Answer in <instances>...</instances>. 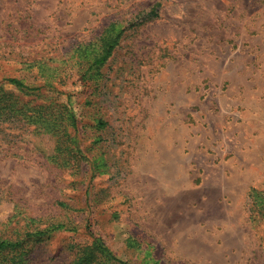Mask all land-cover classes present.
<instances>
[{"label":"rangeland","instance_id":"obj_1","mask_svg":"<svg viewBox=\"0 0 264 264\" xmlns=\"http://www.w3.org/2000/svg\"><path fill=\"white\" fill-rule=\"evenodd\" d=\"M9 77L40 89L5 83L0 239L24 243L0 264H76L95 237L127 264H264V0H0Z\"/></svg>","mask_w":264,"mask_h":264},{"label":"trees","instance_id":"obj_2","mask_svg":"<svg viewBox=\"0 0 264 264\" xmlns=\"http://www.w3.org/2000/svg\"><path fill=\"white\" fill-rule=\"evenodd\" d=\"M157 14V7L155 5L146 16L149 17L150 15ZM122 32L123 30L117 31L115 25L111 24L107 28H105V30L100 35V41L98 42V44H95L94 46L90 44L89 46H86L83 49L81 48L82 53L81 55H79V57L82 60L78 63L81 65V70H83L84 74L93 69L94 66L99 68L104 63H106V61L113 54V51L119 44V39ZM5 83H10L14 85L17 91L19 92H29L40 89V86H31L26 83L24 79H20L17 77L5 78V80L0 83V107H7L15 110H21V107H19V103L21 102L20 94L12 90L5 89ZM45 83L48 86H53V84L49 80H46ZM61 106L66 111V113H62L64 116H67L68 125H72L76 128L77 122L75 114L71 112L67 108V106ZM22 113L23 109L21 110L20 115H22ZM260 192L261 191L258 192L257 189H253L251 191L253 201L250 211L251 218L253 219V221L261 222L264 221V194ZM23 243L24 242H22V240H17L13 242L8 238H2L0 239V250L20 247L23 245ZM95 252L100 253V255H105L106 257L114 259L122 264H127L126 262H123L115 255H113L110 249L104 244L103 240L98 237L94 238L93 245L90 247V250L88 252V257H81L76 264H86L88 258H90L91 255Z\"/></svg>","mask_w":264,"mask_h":264}]
</instances>
